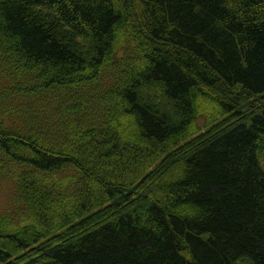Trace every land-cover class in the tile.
Masks as SVG:
<instances>
[{
	"label": "trees",
	"instance_id": "trees-1",
	"mask_svg": "<svg viewBox=\"0 0 264 264\" xmlns=\"http://www.w3.org/2000/svg\"><path fill=\"white\" fill-rule=\"evenodd\" d=\"M0 264H264V0H0Z\"/></svg>",
	"mask_w": 264,
	"mask_h": 264
},
{
	"label": "rangeland",
	"instance_id": "rangeland-1",
	"mask_svg": "<svg viewBox=\"0 0 264 264\" xmlns=\"http://www.w3.org/2000/svg\"><path fill=\"white\" fill-rule=\"evenodd\" d=\"M6 83L3 81H0V88H2ZM262 166L264 169V155L261 157ZM7 177L8 179H4V177H0V212H4L7 210H17L19 206L13 207L11 205L12 200V190H13V183L11 182V179ZM237 264H251L247 262H239Z\"/></svg>",
	"mask_w": 264,
	"mask_h": 264
}]
</instances>
